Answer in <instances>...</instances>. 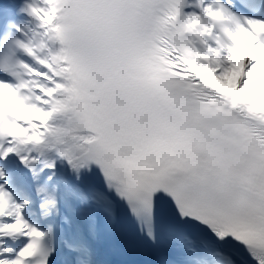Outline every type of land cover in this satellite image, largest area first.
<instances>
[{"label": "snow or ice", "instance_id": "obj_1", "mask_svg": "<svg viewBox=\"0 0 264 264\" xmlns=\"http://www.w3.org/2000/svg\"><path fill=\"white\" fill-rule=\"evenodd\" d=\"M264 264V0H0V264Z\"/></svg>", "mask_w": 264, "mask_h": 264}]
</instances>
